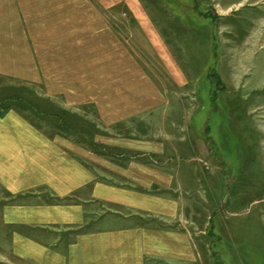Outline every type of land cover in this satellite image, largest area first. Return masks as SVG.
<instances>
[{
	"label": "rangeland",
	"instance_id": "obj_1",
	"mask_svg": "<svg viewBox=\"0 0 264 264\" xmlns=\"http://www.w3.org/2000/svg\"><path fill=\"white\" fill-rule=\"evenodd\" d=\"M61 9V30L73 32L32 33L28 44L31 58L55 46L61 60L0 63V111H23L81 150L150 155L185 203L180 222L157 220L189 231L194 264H264V0ZM6 197L0 189V207ZM5 224L0 215V264H28Z\"/></svg>",
	"mask_w": 264,
	"mask_h": 264
},
{
	"label": "crops",
	"instance_id": "obj_2",
	"mask_svg": "<svg viewBox=\"0 0 264 264\" xmlns=\"http://www.w3.org/2000/svg\"><path fill=\"white\" fill-rule=\"evenodd\" d=\"M62 2L67 0H0L3 67L14 71L36 57L44 65L61 60L55 46L31 58L28 44L32 33L54 38L72 31L58 24ZM10 41L11 54L5 45ZM48 57L54 62H46ZM79 148L23 111H0V189L8 194L0 215L14 227V249L23 263L194 264L196 246L189 231L180 223L176 230L157 220L166 216L180 222L185 206L177 190L170 189L171 173L158 175L150 155L105 156ZM157 185L166 189L158 192Z\"/></svg>",
	"mask_w": 264,
	"mask_h": 264
}]
</instances>
